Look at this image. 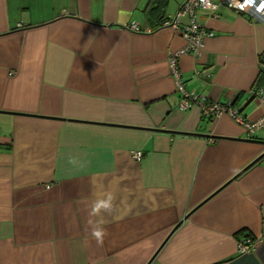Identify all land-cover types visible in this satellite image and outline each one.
<instances>
[{"label":"crops","instance_id":"obj_1","mask_svg":"<svg viewBox=\"0 0 264 264\" xmlns=\"http://www.w3.org/2000/svg\"><path fill=\"white\" fill-rule=\"evenodd\" d=\"M183 1L0 0V264H264V129L178 107L264 117V23Z\"/></svg>","mask_w":264,"mask_h":264},{"label":"built area","instance_id":"obj_2","mask_svg":"<svg viewBox=\"0 0 264 264\" xmlns=\"http://www.w3.org/2000/svg\"><path fill=\"white\" fill-rule=\"evenodd\" d=\"M218 4H223L234 10L236 13L264 23V0H219L218 3L211 0H184L180 6L178 15L187 16L188 22L180 26L177 17L174 19H165L162 22L161 27L173 29L186 40L187 46L182 49V52L189 51L197 54L199 48L202 46L203 38L206 36H212L213 33L206 31L196 21L194 12L197 8L215 10ZM131 29L139 30V28L135 25H132ZM170 61L172 73L177 77L178 74L175 69V59L171 58ZM178 90L183 95V98L178 106L182 110L188 107L189 100H193L198 102L201 115L203 117L213 118L222 113H227L230 117H232V119L240 123L249 135L258 129H264V117L258 119L257 121H247L238 114L237 109L232 106V101L223 104L219 102L207 101L203 96L199 97L193 93L186 92L183 85L179 81ZM263 93V89L259 88L254 90V94L257 97H261ZM133 157L139 160L141 153L139 151L134 152ZM249 241V239H243L240 241L238 245L239 250L244 251L247 249Z\"/></svg>","mask_w":264,"mask_h":264},{"label":"clouds","instance_id":"obj_3","mask_svg":"<svg viewBox=\"0 0 264 264\" xmlns=\"http://www.w3.org/2000/svg\"><path fill=\"white\" fill-rule=\"evenodd\" d=\"M113 199V196L109 194L107 196V199L96 201L94 206L92 207L91 215H99L101 209H105L109 214H111V212L114 210ZM89 223L91 224V221H89ZM101 223H103V221H101ZM91 235L98 244H102L106 232L97 225L93 227Z\"/></svg>","mask_w":264,"mask_h":264},{"label":"water","instance_id":"obj_4","mask_svg":"<svg viewBox=\"0 0 264 264\" xmlns=\"http://www.w3.org/2000/svg\"><path fill=\"white\" fill-rule=\"evenodd\" d=\"M203 136H207V135H203ZM264 156V152L261 154V155H259L256 159H254L251 163H249L247 166H245L241 171H239L234 177H232V179L233 178H235L237 175H239L240 173H242L243 171H245L247 168H249L251 165H253L254 163H256L261 157H263ZM152 260V259H151ZM150 260V261H151ZM150 261L147 263V264H149L150 263Z\"/></svg>","mask_w":264,"mask_h":264},{"label":"trees","instance_id":"obj_5","mask_svg":"<svg viewBox=\"0 0 264 264\" xmlns=\"http://www.w3.org/2000/svg\"><path fill=\"white\" fill-rule=\"evenodd\" d=\"M260 80L261 81L264 80V70H262V76H261Z\"/></svg>","mask_w":264,"mask_h":264}]
</instances>
